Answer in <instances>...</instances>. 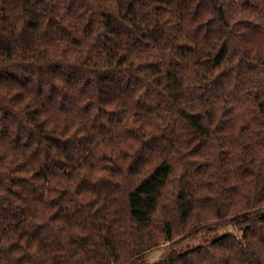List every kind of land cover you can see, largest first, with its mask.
Returning a JSON list of instances; mask_svg holds the SVG:
<instances>
[{
  "label": "trees",
  "instance_id": "16d2710c",
  "mask_svg": "<svg viewBox=\"0 0 264 264\" xmlns=\"http://www.w3.org/2000/svg\"><path fill=\"white\" fill-rule=\"evenodd\" d=\"M161 248L264 264V0H0V264Z\"/></svg>",
  "mask_w": 264,
  "mask_h": 264
},
{
  "label": "rangeland",
  "instance_id": "374dc122",
  "mask_svg": "<svg viewBox=\"0 0 264 264\" xmlns=\"http://www.w3.org/2000/svg\"><path fill=\"white\" fill-rule=\"evenodd\" d=\"M236 232H237L236 229L229 226V227L219 230L215 234L208 235V237L205 233H203V234H200V235L184 240V242L178 247V249L180 251H188L194 248L195 246H198L202 244L203 242H205L207 238L214 239L215 237L226 234V233H236ZM163 252H164V248H161V249H158L148 254L147 264H152L156 262L160 258Z\"/></svg>",
  "mask_w": 264,
  "mask_h": 264
}]
</instances>
